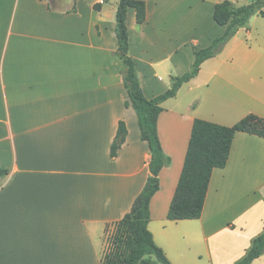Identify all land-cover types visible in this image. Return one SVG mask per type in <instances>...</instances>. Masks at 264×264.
Listing matches in <instances>:
<instances>
[{"label": "crops", "instance_id": "1", "mask_svg": "<svg viewBox=\"0 0 264 264\" xmlns=\"http://www.w3.org/2000/svg\"><path fill=\"white\" fill-rule=\"evenodd\" d=\"M143 1L145 22L130 8L126 25L140 87L152 99L191 71L195 50L224 34L216 4L254 0ZM118 2L0 0V167L8 170L0 176V264H101L106 230L144 188L151 155L125 105ZM161 107L157 133L170 163L149 202L154 243L170 264H236L264 231V138L234 135L198 220L166 216L195 119L226 127L249 114L264 119L263 16L255 13ZM120 122L125 139L111 158ZM251 264H264V254Z\"/></svg>", "mask_w": 264, "mask_h": 264}, {"label": "trees", "instance_id": "2", "mask_svg": "<svg viewBox=\"0 0 264 264\" xmlns=\"http://www.w3.org/2000/svg\"><path fill=\"white\" fill-rule=\"evenodd\" d=\"M130 8L135 11L137 24L146 20V4L143 0H119L115 16L116 55L124 66L122 79L128 95L125 105L131 106L136 112L141 139L147 142L150 149V173L130 212L116 222L110 231L109 228L106 230L109 233L105 239L101 264H170L147 228L150 221L149 202L158 191V173L170 163V159L162 151L157 133L161 104L174 98L185 83L195 78L202 63L219 54L239 29H248L249 21L255 13L258 12L264 18V0H254L242 7H235L229 1L216 4L214 21L225 28L224 34L214 39L207 48L195 50L191 71L180 77H173L171 88L152 99L144 97L135 62L129 53L126 18ZM94 9L99 10L100 4L94 5ZM237 132L264 138V119L249 114L231 127L194 120L182 171L166 216L168 221L198 220L201 217L212 172L226 166ZM125 134V125L120 122L111 145V158L117 156ZM7 174L8 170L0 167V176ZM263 254L264 231L253 240L246 256L236 264H251Z\"/></svg>", "mask_w": 264, "mask_h": 264}, {"label": "rangeland", "instance_id": "3", "mask_svg": "<svg viewBox=\"0 0 264 264\" xmlns=\"http://www.w3.org/2000/svg\"><path fill=\"white\" fill-rule=\"evenodd\" d=\"M164 82L166 83V81H165V80H164ZM108 231H110V229H108ZM108 233H109V232H106V234H105V236H104V241H105V239H106V237H107Z\"/></svg>", "mask_w": 264, "mask_h": 264}]
</instances>
